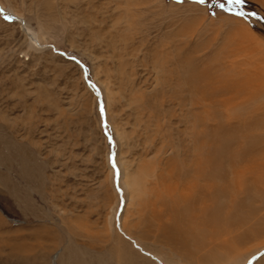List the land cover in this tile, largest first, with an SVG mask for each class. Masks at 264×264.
<instances>
[{
  "label": "rangeland",
  "instance_id": "obj_1",
  "mask_svg": "<svg viewBox=\"0 0 264 264\" xmlns=\"http://www.w3.org/2000/svg\"><path fill=\"white\" fill-rule=\"evenodd\" d=\"M0 8L11 17L0 15V264H158L119 226L166 264H212L216 251L222 264H264V226L255 225L264 210L228 227L226 184L216 235L229 248L165 232L178 196L169 166L176 157L175 171L186 158L193 165L233 73L264 70V19L251 16L264 18V0H246L248 19L192 0H0ZM156 173L168 183L156 188Z\"/></svg>",
  "mask_w": 264,
  "mask_h": 264
},
{
  "label": "bare ground",
  "instance_id": "obj_2",
  "mask_svg": "<svg viewBox=\"0 0 264 264\" xmlns=\"http://www.w3.org/2000/svg\"><path fill=\"white\" fill-rule=\"evenodd\" d=\"M8 12L16 20H20L21 27L31 44L38 45L40 41L37 34L23 17L12 11ZM201 77L202 75H199L198 79ZM230 82L232 86L222 88L221 95L224 99L221 98L218 101L220 106L214 102L220 107L219 111L216 108L214 116L215 130L209 134L206 132L202 135V139L200 137L203 144L196 157H193V165L188 162V166L186 158L180 161L182 167L175 171L176 157L174 164L169 166L172 169L168 170V174L176 187L174 194L178 196L174 201L175 207L170 213V223L165 232L181 237L179 239L184 244H188L191 237L198 234L203 235V240L208 236L216 240L220 238H217L216 230L221 228L225 221L220 215L223 208L221 197L224 195L225 184L231 189L230 202L235 209L234 215L226 220L228 227L241 223L249 225L252 219L259 215L261 209L264 210V184L261 183V191L258 185L264 174V70L257 69L251 73L246 71L244 75L234 72ZM91 89L95 90L97 92L95 95L100 98L99 90L92 87ZM227 91L230 94L229 97H227ZM215 97L218 96L215 95ZM196 104L202 105L199 102ZM221 111L226 114L225 123L222 122ZM163 176L155 174L156 188L161 181L168 183V176L165 174ZM239 194H245L244 197L248 200L237 199ZM157 198L159 204L165 200L160 196ZM253 202L259 203V207H253ZM199 203L203 205L200 216L194 214L195 207ZM262 219L263 222H260V218H256L257 230L264 226V218ZM119 227L122 234L133 243L137 250L158 264H166L160 257L147 252L136 239L124 232L121 226ZM198 228L200 232H197ZM218 241L221 243V249L225 245H228L227 248L230 247L229 241L225 239ZM231 241L234 243L233 240ZM224 258L225 256L221 257L216 251L215 255L211 256V262L222 264ZM253 261L254 258L249 260V262ZM202 263H206L204 259Z\"/></svg>",
  "mask_w": 264,
  "mask_h": 264
},
{
  "label": "snow or ice",
  "instance_id": "obj_3",
  "mask_svg": "<svg viewBox=\"0 0 264 264\" xmlns=\"http://www.w3.org/2000/svg\"><path fill=\"white\" fill-rule=\"evenodd\" d=\"M178 3H183L184 0H177ZM192 3L197 4V5H210V6H215L219 7L223 11L230 13L232 15H235L240 18L248 19L249 14L244 11V5L246 3V0H226L227 7L225 6V3H219L217 4L216 0H192ZM0 15L4 16V19L8 20L11 19L10 16L4 15V9L0 8ZM212 15L215 16L216 13L212 12ZM251 16L255 17L256 19H264L259 17L257 14L252 13ZM72 60L76 61L75 57H71ZM78 64L80 63L79 61H76ZM90 87L95 88V84H90ZM99 113L103 117L102 120V128L105 129V136L109 141L110 146L113 144L112 137L108 135L107 129L109 127L108 121H107V116H106V107L104 104H99L98 105ZM111 164L112 167L115 169L117 167L116 165V159L115 157L111 158Z\"/></svg>",
  "mask_w": 264,
  "mask_h": 264
},
{
  "label": "water",
  "instance_id": "obj_4",
  "mask_svg": "<svg viewBox=\"0 0 264 264\" xmlns=\"http://www.w3.org/2000/svg\"><path fill=\"white\" fill-rule=\"evenodd\" d=\"M72 60V59H71ZM74 61V60H73ZM76 61H78V60H76ZM76 61H74V62H76ZM77 63V62H76ZM78 64V63H77ZM79 65H81V66H83L81 63H79Z\"/></svg>",
  "mask_w": 264,
  "mask_h": 264
}]
</instances>
